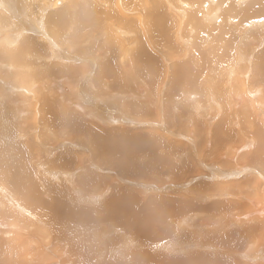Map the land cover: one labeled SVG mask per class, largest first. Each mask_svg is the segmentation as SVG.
I'll return each mask as SVG.
<instances>
[{"label": "rangeland", "instance_id": "rangeland-1", "mask_svg": "<svg viewBox=\"0 0 264 264\" xmlns=\"http://www.w3.org/2000/svg\"><path fill=\"white\" fill-rule=\"evenodd\" d=\"M2 1L6 2L7 4H9L8 5L9 7L11 6L13 8V15L10 13L8 15H12L14 18L9 16V18H6V20L8 19L9 21L8 22L4 21L5 19L3 20L2 13L0 10V22H1L0 23V35H2L1 41L3 43L2 44L0 41V48L4 49L3 46L4 47L8 46V49L11 50L10 52H13L14 50L16 51V49H18L17 46H19L20 42L19 41L13 42L11 40L12 37L15 36L16 30H17V32H18V30L19 31L24 30V31L20 32L22 34L24 33V35H27V34L30 35L31 32H34V34H36V32H37L38 34L40 33V35L36 34L38 37V40L39 41L41 40V43L45 44L47 46L46 51H48V53L47 54H39L37 52L32 51V49H30V48L29 49L31 50V52H29V54H28V52L26 53L24 50H23L24 51V53H23L22 49H24L25 48L24 47L21 49L19 48V50H17V52L22 54V57L25 54V56H26L25 58H31L32 61H35L34 65H37L38 67L40 66L39 68H42V67L44 68L46 64H43V62H50L47 59V57H48L47 55H51L53 50H55L57 52V54L60 55V57L58 58L56 56L55 58H53L54 55L52 54L51 59L54 60L53 62H57V61L60 62L61 61L62 63H65V65L71 66V68L72 67L75 68L74 66H77L78 70H80V71H78V77L76 79V78H73L71 76L70 81L74 82L76 79V82H74V83L78 84L77 88H76V93L77 92L78 93L72 97L73 98L76 97V98H74V100L78 101V102L80 101L79 100V98H80L82 100L80 102L82 104H84V106L89 107V105H91V107L93 109H95L92 113L89 110L90 115L89 114L85 115V112L83 111V109L81 107H76V110H79L78 113L81 114V118H83V120H85V122H84L80 118V120H82L85 125L100 129L103 132L113 131V132H117V133L128 134L130 136L137 137V138H142L143 136L148 137V136H151V134L154 136L153 140H154V142H155L154 144L156 146L154 148H150V149H147L146 147L145 148H139L136 150V155H137L138 163L140 162V164H141L140 169L144 168L145 166H150V165H154V166L157 165V167H149L148 169H146L145 172L138 171V173L136 175L133 172L134 171L137 172V170L129 172V171H126V169L124 167L122 168L120 165H118L117 162L106 161L105 159L101 158L92 146H90L89 144L81 143L79 140H77L76 138L71 136V135H75L73 133H69V135H60L59 139L57 138L56 141H53V144H51V146L55 145L56 148H59V147H61V146H59V144L60 145L64 144V149H62L63 146H62V148H60L61 150H59V151L57 149H54V150L58 151L57 152L58 157H56V158H53V159L51 158V157L55 156L56 154L53 156L51 154L49 157H47L46 153L43 152L44 150L41 146V145L46 146V144H47V141L45 139L46 137H44L46 135L43 134V125H38L39 123L37 124L38 115L39 114H45L44 111L46 112V109L41 110L43 108L44 103H43L42 99H40L38 96H36V93L34 91L37 92V89L41 88L45 83H47V81H54L55 80L54 82H57L56 79L58 78V75L52 74L50 71L55 72V70H53V68H50L49 69L50 71L47 72V74H49L48 77L42 78L40 73H39L38 77L33 76V77H31L32 79H25V82H24L23 81L24 79L22 80V78L18 77V75H21V73H19L17 76H15V78L13 77L15 74V69H16L15 66L12 65V61L9 58H4V55L0 54V70H1V72H0V125L2 126L1 129L4 131L3 133L8 132L9 126L11 127L10 122H12L13 119L15 121L13 120L12 124L19 121L20 122V132H19L18 136H15V138H13V140H14L13 143L16 144L19 142L20 145H23V144H30L31 145L30 152H27V154L30 156V159L27 162L28 164L24 163L25 167L20 166V161H19L20 159H19V156L17 153L13 154L14 156L15 155L18 156V157H16V159L18 160L17 162L14 160L15 157H13V155H11L12 165L13 166L15 165L14 166L15 168L18 166L15 169L11 165V171L18 178V174L20 175V173H22L23 170H25L27 172V169H28L29 173L32 174L31 178L35 177L34 179H32L35 181H32V182H34L35 188L39 192L41 198L44 197L43 199H47V200H52V201L62 200V201H65V203L67 202L66 204L70 208L66 211L67 213L66 212L65 213H66V215H71V217L73 219L71 218L72 219L71 225H70V223L67 224V227H66L67 232H65L66 233L65 236L69 237L71 233H73V235L75 233L76 236L72 237V238H74V240L78 239V241H77L78 245L81 243L84 250L89 251V253L90 252L92 253V254L90 253L91 255L85 254L84 258L94 257V259H91L89 261V262H93L92 264H94V262H96L95 264H97L98 261H99L98 264H111V261L108 259V257L106 258L107 251L108 250H110V251L116 250L114 246L119 244V242L117 241V239L119 237L126 239L125 235L122 234L121 231L117 229V227H118L117 224H118V221L120 220V217H121V215H120L121 213L119 212V210L122 211L123 209H125L128 214L130 213L131 216H138V218H140V217L143 218V216L148 217V216L152 215L153 221L143 223L142 228L145 231L143 237L149 236L151 231L153 230V228L158 230L160 227H162L161 225H163V227L164 226L168 227V230H169V228H171V229H178L179 228L178 230L174 231V232H176L175 234H178V232L180 230H183L184 233H188V234L198 233L199 236L203 237L202 239L204 242L211 244V245H209L211 247L203 249V247H199V248L194 247L195 245H197V243L195 242L196 244L193 247H189V248L187 247L186 248L187 251H189V249L190 250H197V248L200 250L201 249L202 250L208 249L207 251H209V252L213 251L215 253L216 257H219V259L222 262H224V264L227 262H228V264H245V263L248 264V262H249V264H264V258H260V260L257 259V255H259L257 253H261V251L258 250V252L254 254V250L256 251V249H257L256 245H254V247H246L248 245L247 243H246L247 244L246 246L244 244L241 246H238L235 244V246H237L235 248V246L232 245L229 241V240H231V232L234 231L237 233L236 230L241 229L242 227L244 228L245 224L247 223V222L243 223L244 222L243 220H242L243 222H241V220H237L236 219L237 217L233 216V213H235V215H237L238 213H236V211L238 209H241V208L243 210L246 209V207H241L242 206L241 201L243 200V198L239 199V197L242 195V193L245 194V190H242L239 186H237V184H239V182L244 180L243 179L244 177L243 178L239 177L244 172L241 171L240 172L241 174L240 173L237 174L236 171L238 170V166H241L243 164H248V163L244 162L242 160L243 158H240V154H242V153H240V154L234 153L233 154L232 152L233 151L235 152V150H234L235 147H237V146L240 147L243 145V142L245 141L246 137L253 138L254 139L253 140L254 145L252 144L253 146L246 147V148L244 147V151H247L248 149L250 150V152L252 149H253L252 151H255L257 149V147L260 144H262V142L260 141V138L258 136V131H261L264 133V131H263L264 130L263 129L264 128V114H263L264 113V103L261 101L259 103L258 100H255L257 98L255 96H252L253 94H255L256 86L258 85V83H257L258 80H256V75H254V74H256V73H254V69H256V67H257V62L260 63V61H261L259 54H261L264 51V47H263L264 43H262V37H263L262 33H264L263 32L264 25L262 26L259 24L260 22L264 21V14L263 15H257L258 13H261V12L264 13V9H263L264 8V4H263L264 0H260L257 3L256 2L252 3L253 5L251 4L250 6L253 8H251L249 6L250 8H247L248 10L243 9L242 7H240L241 8L240 9L236 3V2H238V0H236V1L235 0H220L221 1L220 3H215V2H217V0H201V1L179 0L180 2L178 0H174V1L168 0L169 1V3H168L169 8H167V9H168L169 13H167V15L163 14L161 17L159 16V22L161 20H164V22L161 23V27L164 28V26H165L167 32L170 33L171 36H173L172 33L174 32V29L177 26V25H175L176 19H179L180 16H183V15L186 16V18H185L186 20H188L189 19L188 17H190V16H200L201 18L204 19V16L208 15V12L205 13V11L203 12L202 10L217 7L216 10L212 14H210L209 16H212V15L218 16V20H215L213 22H209V18H208L209 16H206L207 18L204 19L207 23H209V28H211V26H213L212 30H214L216 32L217 41L215 43V39H211L209 44H208L209 46H207V43H205L204 46L201 48V49H203V52L201 50L200 51L203 55L205 53L206 56H208L207 62L209 65L213 63L214 65H219V66H218V69L216 68L217 66L216 67L212 66L213 69L210 71L207 69L203 70L200 67L198 69V72L195 69L196 66H194V65L190 66L191 69H189V70L185 71L182 69L184 67V65H187L191 61V57L189 56V53L188 54L185 53L186 55L184 54L183 56L182 55L179 56L180 51L182 52V50H180L177 53H175L174 56L169 57L170 53H172V51L174 50L173 48H165V51H161V50H158L155 46H152V47L148 46V45H146V40L143 41L141 39L140 35L138 34L139 32L136 33V32L129 31L130 34L128 37L127 36H121L120 32L116 33V31L113 29V26L116 25L117 27H121V25H119L117 22V18L115 17L116 15L111 13L113 10L116 9V7L112 5V1L115 2L116 0H112V1H110V0H107V1H102V0L96 1V0H94L95 1L94 3L100 9H105L107 11L106 14L108 17L105 19L106 20L105 21L103 19L104 16L101 18L99 16V14H97V13H96V15L94 14L93 15L94 19L92 22H96L98 20L96 23L93 24L94 26L91 27L92 30L93 29L94 30L93 31L87 30L86 32H82L80 34H77L76 36L73 35V34H75L74 33L75 31L73 30L74 29V23L72 22V20L71 21L68 20L67 16H73V18H75L74 16H76V14L74 12H75L76 7L80 4H82V5L86 4L85 7L88 8L89 7L88 5L92 2V0H89V1L88 0H70L67 2L68 4H66L63 7H61L62 4L58 5L57 3H55L54 0H13V1L12 0H9V1L8 0H0V5H1ZM120 1H122L123 3H120ZM125 1H128V0H119V1L117 0L119 5L126 4ZM50 2H52V3L54 2V3L52 4ZM179 3L183 4V5H180ZM184 3H186V4L184 5ZM159 4H160V0H154V8L153 9H155L157 6H159ZM234 4H235V7L237 9L236 8L234 9ZM21 7H22V9H20ZM59 7H61V8H59ZM1 8H3V7H1ZM140 8H141V10H140ZM136 9H138L137 12H132V14L123 11V16H121V17H123V18L126 17V19L131 20V19H134L137 17H143L144 18V16H153V15L147 14L148 10H150L148 8V6H142L141 5V7H138ZM175 9L178 11H176ZM223 10H225V11H223ZM179 11H180V13H179ZM226 11H227V13H226ZM73 13H74V15H73ZM124 14H126V15H124ZM128 14H130V15H128ZM219 14L220 15L224 14V16L225 15L226 16L225 17L219 16ZM54 15L59 16V18L58 19H52L51 16H54ZM131 15L134 17H132ZM235 15H240V16L237 18V16H235ZM63 16H66V21H64L62 19ZM229 16H232L230 20L228 18ZM114 17L116 19H114ZM166 17L169 20L166 19ZM219 17L223 18L227 21V22L222 23V27L219 25V23L221 22V20H219ZM40 18H41V21H40ZM126 19H124V20H126ZM102 20H104V21H102ZM38 21H40L39 22L40 24H39V27L36 29V27H35V26H37L36 22H38ZM107 21H108V23H107ZM244 22H246V23H244ZM257 24H259V25H257ZM95 25L96 26L100 25V29L98 26L95 27ZM158 25H159V23H158ZM254 25H257V26H254ZM33 26L35 27V30L25 31V29L28 27L34 28ZM101 26L103 29L101 28ZM137 26H138V23H137ZM152 26L159 28L156 25H152ZM95 28L96 29L98 28L99 30L98 29L95 30ZM105 28H107V29H105ZM224 29H226V30H224ZM104 30H106V31H104ZM99 31H101V32H99ZM157 31L161 32L160 28ZM225 31H227V32H225ZM112 32H115L113 34V36L110 35V33H112ZM41 33H42V35H41ZM87 33H90V34L88 36H86L85 34H87ZM188 33L190 34V39H191L192 35H194V33H195V30L193 29V27H192V30L190 28H188ZM94 34L96 36H94ZM221 34L223 35L222 39L220 37H218ZM31 35H33V34H31ZM108 35H109V37H108ZM175 35H176V32H175ZM176 37H177V35H176ZM47 39H49V40H47ZM113 40H114V43L112 45L113 46L112 49L114 48L113 50L117 54V57L115 58L114 62H117V64L119 63L120 66L123 65L124 67L126 65H128L129 64L128 61H125V62L120 61V59L118 57V52H119L120 47L126 48L128 46H131L132 50L134 49L136 52H138L139 58L142 61L141 63H142L143 69L142 70H141V68H139V69L141 71L144 70L143 72H146V74L147 73L149 74V76L151 77L150 80H151L152 85H154L156 87V91L152 92L154 94V95L152 94V98L150 97V95L148 97H145L143 95L139 96V97L135 96V98L133 97L132 99L129 97L123 98L125 103H130L132 100L137 101L141 107V109L138 112L137 111H134V112L130 111V109L127 107V104L123 105L124 102L121 101L122 98L121 99L115 98L116 95L114 94V93H116V94L124 93V96H127L128 91L131 88L129 86H132V87L135 86L134 84L132 85L131 81L129 82V80L127 79V81L123 84V86H120V89L112 90L106 86L108 84H110V85L117 84L122 79H115V80L106 79V80L102 81L103 84L100 83V85L102 87L100 89L97 88L98 86L96 87L95 83L90 80V79H93V77L97 74V71H98L97 69L99 67V63H101V61H105L108 58V56H111L108 53V54H106V57L103 58V56H104L103 55V48L106 45H111L110 43H112ZM219 40H220V42H219ZM233 40H234V42H233ZM11 41H12V44H11ZM178 42L179 41L177 40V43ZM50 44H51V46H49ZM178 44L180 46L179 48H181V46L184 47V45L182 43L179 42ZM52 46H53V48H52ZM79 46H81V47H79ZM96 49H101V50H96ZM169 49H170V51H169ZM162 53H163V55H162ZM154 54H155V56H154ZM240 54L244 55V57H240L239 56ZM255 54H256V56H255ZM247 56H248V58H247ZM154 57H156V58H154ZM60 58H62V59H60ZM243 58H245V59L247 58L248 60L242 61ZM202 59L205 60V57H203ZM21 63H23V62H21ZM153 63H155V64H153ZM183 63H185V64H183ZM205 64L206 63L204 62L203 65H205ZM8 65H10L11 67ZM225 65H226V67H225ZM200 66H202V65H200ZM157 67L159 68V70ZM219 67H221L222 69H220ZM250 67L251 68L254 67L253 70ZM7 68H8V70H7ZM165 68H169L168 71H170V72L168 73V75H170L169 76L170 78L169 77L165 78L164 84L167 83V80L169 79L168 85H166V84L161 85L164 87L165 86L168 87V89L164 90L163 91L164 93H162L161 92L162 87H160L159 81H160L161 76L164 75ZM203 68H206V67L203 66ZM231 69H233V73H231ZM26 70L27 69H24V72L21 71L22 74L25 73ZM149 71L151 73L153 72L152 73L153 75H151V73ZM160 72H161V74H160ZM6 73H10V75L6 76L5 75ZM197 73H199V74H197ZM176 74H178V75H176ZM219 75L222 78L221 79L222 82L219 79V77H220ZM206 76L210 77V79L208 77L207 81H206ZM204 77H205V79H204ZM212 77H213V79L211 80ZM217 77H218V79H217ZM126 78H128V77H126ZM49 79H52V80H49ZM84 80H87V81H84ZM154 80H155V83L153 84ZM161 80H163V78H161ZM208 80H210L211 82H214V83H211V82L209 83ZM205 81H206V83H204ZM216 81H218L217 84H216ZM23 82H24V84H23ZM106 82L108 84L105 85L104 83H106ZM219 82H221V83H219ZM253 82H255L254 85H252ZM256 83H257V85H256ZM198 84L199 85L201 84V87L203 89H201V88H200L201 90L197 89V86L199 87ZM214 85H216V86H214ZM35 86H37V87H35ZM190 87H192V89ZM212 87H213V89H210ZM228 87H230V88L228 89ZM257 87H259L258 91H260V89L261 90L263 89L262 93L264 94L263 84H260ZM208 88L210 91H208ZM27 89L30 92H26V91H28ZM53 89L55 90V88H53ZM214 89H215V91H214ZM158 90H159V93H158ZM216 90H218V91L220 90L219 93ZM236 90L239 91L238 93H240V94L242 93L244 95V98H246V97L249 98V103L246 102L247 105H245L246 103H244V102H242L244 105L243 106L242 104L239 105L237 102L232 101V100H236L235 98L238 99V97H239V95H237ZM122 91H124V92H122ZM211 91L213 94L217 92L216 94H214L215 99L213 98V100L217 99L216 101H218L219 103L220 102L222 103V100L220 98L221 96L218 97L217 94L225 95V100L226 99L227 100H226V103L225 102L222 103V106H221L222 108L220 106L214 104L213 100L210 99V97L212 96V93L208 94V92H211ZM24 92H26V94L27 93L28 94L27 95L23 94ZM101 92H103L104 95H101L100 94ZM184 92H185V94H184ZM245 92H246V94H244ZM58 93L60 95L63 94V92H61V90H59ZM83 93H84V95L86 93L87 94L86 96H89L90 99H89V97H87L88 100H87V98H84L86 96H84ZM233 93H235V94H233ZM56 94L57 93H55L54 95L57 96ZM78 94L80 95L79 97H78ZM188 94L189 95L193 94L194 95L193 98L189 99L188 97H190V96ZM210 94H211V96H210ZM39 95H41L40 92H39ZM182 96H185V97L182 98ZM235 96H237V97H235ZM198 97H199V99H198ZM204 98H205V100H204ZM61 99H62V97H61ZM112 99H113V101H112ZM147 101H149V102H147ZM192 101H194V103ZM251 101L253 102V104L251 103ZM155 102H157V103H155ZM29 103H32L33 106L31 107ZM112 103H114V104H112ZM197 103H198V105H197ZM199 103H200V105H199ZM232 103H234V104H232ZM235 103L237 105H235ZM40 104H41V106H40ZM224 104H226V105H224ZM261 105H262V108H261ZM145 106L148 108H146ZM149 106H151V107H149ZM224 106L227 108L226 112L224 110V108H225ZM37 108H38V111H37ZM143 108H144V110H143ZM158 108H160V110ZM244 109H245V111H244ZM253 109H254V111H252ZM95 111H97V112H95ZM186 112H188V113H186ZM246 112H248V113L253 112L254 113V114H252L253 118H249L248 117L249 115ZM95 113L99 114L100 116L97 114L94 116ZM132 113L133 114L136 113V114L133 115ZM255 113H257L258 115ZM91 114L93 117L91 116ZM21 115H22V118H21L22 122L19 120ZM260 115H261V117H260ZM41 117H42V115H41ZM169 117L171 118V120ZM3 118L8 119L9 122L5 124V122L3 121ZM93 118H94V120H93ZM98 118H100L101 120H99ZM225 118H226V120H225ZM228 118L230 120H228ZM104 120H107V121H104ZM232 120H233V122L234 121L236 122V123L234 122L235 125L232 122ZM256 120H258V121H256ZM220 121H223V122L227 121L228 122V125L226 123L227 130H230V135H229L228 139L233 140V141L235 140L234 142H237V143L233 142L234 144L227 145L225 147L219 145L218 148H216V147L214 148V145H216L215 144L216 135H215V131L213 129H215L217 127V125L219 124ZM213 122H214V124H213ZM203 123L205 124V126ZM208 123H209V125H208ZM54 124L55 123H53L51 125V128L55 132H57L59 129L54 128V126H53ZM197 124L199 126H197ZM230 124H232V125H230ZM198 128H202V129L200 130ZM233 128L237 132H234ZM37 129H39L38 133L40 132V135H41V137L38 138L39 139L38 141L41 144L35 139V137H33V135H36V133H33L32 131H36ZM26 132H27V134H26ZM209 133H210V135H209ZM211 133H213V134H211ZM237 133H238V135H237ZM64 134H68V132H66ZM197 134H199L198 135L199 137L197 136ZM236 135L239 136V138ZM202 136L205 139H203ZM196 137L201 138V139H198ZM60 139L67 141L69 143L68 144H66V142L61 143L62 142L61 141L58 144V141H60ZM239 139H240V141H239ZM202 140H204V141L202 142ZM190 141H191V143H190ZM200 141H201V143H199ZM205 141H207L206 145H205ZM42 142H43V144H42ZM1 143H2V146L7 147V149L9 147H11V145H9L10 142H8L5 139L2 140ZM65 144L67 145V147ZM69 144H74V145L70 146ZM210 144H212V145H210ZM204 145H205L204 148L201 147ZM57 146H59V147H57ZM76 146L79 148H77ZM157 147H160V148H157ZM213 148L215 150L217 149L216 153L214 154L215 156H213V155L208 156L207 153L209 151H211ZM25 149H29V148H25ZM173 149L174 150L177 149V150H175L176 152L173 151ZM65 150L66 151L73 150L74 155L77 153L76 156H74L75 163L73 161L74 165L71 166L72 168L77 167L78 165L84 164L85 160L87 159L86 160L87 165L91 164L90 166L94 170H96L95 172L98 173V175L100 176V179L104 178V184H106V185L110 184V187L112 186V188H114V189L116 188V192L121 193V194H119L120 196L123 195L126 198V199L122 198L123 196L121 197V199L123 200L122 202L120 201L121 203L119 205V206L123 205V207L121 209L116 210L115 209L116 207H113V206H112V208L111 207L105 208L106 206H108V201H110L111 203L114 201V198L112 197V199H111V196H109L111 194H114L115 193L114 191H110L107 195L102 196L101 199L95 200L92 198L95 195V193L94 194L91 193V197H90V194L87 193L88 191L86 190V188L82 189V187L80 185L76 184L79 188H81V190H80L79 188H77V186L72 185L75 181H72L71 183H69L65 179L62 182L61 180L53 179L52 177H50V175H48L46 173V171L51 170L52 167L65 168L68 165V164H61L57 161L59 159V157L63 153H65L64 152ZM151 150H152V152H151ZM154 151H156V153H160V155L162 154L163 156L159 157V159H161L159 162L155 161V163H152L153 159L155 158L154 155H156V153ZM199 151H200V153H199ZM202 151L205 153L202 154L203 153ZM228 152H230L229 155H231L229 157L230 160L228 159L229 160L228 162L222 164V159L220 157V154H225ZM138 153L141 155H139ZM12 157L14 159H12ZM69 157H71V156H69ZM186 157L189 159H187ZM140 158L142 160H140ZM165 158H168L169 162H162L163 159H165ZM21 160H22V158H21ZM83 160H84V162H83ZM188 160H193V163L195 162L197 166L195 165V163H194V167H187V165L185 166V164L188 163L187 162ZM208 160H210V161H208ZM88 161L90 162V164ZM170 161L173 163L174 162L177 163L175 165L176 169L174 168L175 166H172L174 164L171 165ZM183 161L185 163H183ZM198 161H200V162L205 161V164L206 163L209 164V162H215V163H217L216 169L212 168V167H210V168L205 167L204 168L202 166H201L202 167L201 168ZM229 162H231L230 165L228 164ZM110 163H111V165H110ZM182 163L184 165H182ZM261 163H263V166L262 165L258 166V164H252L250 166V168L253 169L254 172H249L247 170L248 174L257 175L259 172L261 174V176H264V172L261 169L262 167L264 168V156H262ZM169 164L171 165L172 168L170 166H167ZM183 166H185V167H183ZM260 166H262V167L260 168ZM29 167H30V169H29ZM12 168H13V170H12ZM182 168H184V169H182ZM254 168L256 169V171ZM187 169H190V170H187ZM216 171H217V173H216ZM223 172H226V173H223ZM227 172H233V173L231 174V176L224 175V174H227ZM78 173H80V172H78ZM130 173H132V174H130ZM212 173H216V174H212ZM220 173H222L221 174L222 176L220 175ZM260 174L257 175L258 178H257V176H255V177L257 178V180L263 181ZM245 176H247V175H245ZM180 177H181V179H180ZM45 178H46V181H45ZM77 178H78V174L76 175V179ZM96 179H98V176ZM119 179H122V180H119ZM130 179H131V181L133 180V181L137 182L138 184H131L130 182H129L128 186L123 184L126 181H130ZM245 179L248 180L249 177L245 178ZM118 184H122L124 189L123 188L120 189V187L117 186ZM140 184L141 185L143 184V185L137 187V185H140ZM39 185H41L42 188ZM195 185H196V187H195ZM140 187H143V188H140ZM197 187H199L198 188L199 191L196 190ZM102 188H103V186H102ZM145 188L147 191L143 190ZM40 189H42V191ZM54 189H55V192H54ZM223 189H226V190L230 189L231 191L226 192L225 190L223 191ZM233 190H235V192H233ZM44 191H46V192L42 193ZM51 191H53V192H51ZM237 192H238V195L236 194ZM55 193H58V196ZM130 193H131V195H130ZM134 193H135V195L133 196ZM49 195H51V196H49ZM54 196H56V197H54ZM124 199L127 200V202ZM220 199H221V201H220ZM234 199H236V200H234ZM237 200H239V203L234 204L235 202H238ZM4 201L7 203L8 200L6 201V199H4ZM133 201H135V202H133ZM219 201H220V204H222L223 202L224 203L226 202L224 205L222 204V206H224L223 208L219 204ZM231 201L233 203H231ZM217 202L220 205V207L218 205L217 211H215L216 207L214 205ZM8 203L10 204L9 201H8ZM229 204H231V206L233 205V208L231 206L227 207V206H229ZM250 206L251 205H249L248 208H250ZM235 207H236V210L234 211ZM59 208L62 209V206H59ZM201 208H203V209H201ZM219 208L220 209L222 208V210H224V211L220 210ZM226 208H228V210ZM229 208H232L233 212L232 211L230 212L229 210H231V209H229ZM79 209L83 210L82 214H81V212L80 213L78 212ZM84 209H87V210H84ZM88 209L90 210V212ZM106 209L109 210L108 211L109 213L107 212ZM111 209H112V212H110ZM30 210L32 212H35L34 216H29L27 214L26 215L30 219H32L31 221H34V223L37 220L38 223H35V224H38V225H42L41 223H45V222L47 223V221L45 219L51 215V213L48 214L50 212L48 209L41 208V207L38 209L36 208L35 211H33L32 209H30ZM15 211H17V210H15ZM47 211H48V213H47ZM218 212H220V213H218ZM45 213H46L47 217L43 215ZM73 213H74L75 217L73 216ZM221 213H223V214L220 215ZM40 214H42V215H40ZM117 214H119V215H117ZM35 215H37V218ZM55 215H58V214H55ZM88 215H89V217H88ZM176 215L177 216L180 215V216H183L185 218H188V220H189L188 224H184L183 222L178 221V222H181V224L177 225L178 223L177 222L175 223ZM227 215H229V217ZM42 216L45 218H41V220H38V219H40L38 217H42ZM83 216H85L84 219H82ZM123 218H126V213H125V216ZM42 219H44V220H42ZM75 220H76V222H75ZM233 221H235L234 224L232 223ZM153 223H155V225H152ZM32 224L30 223V225H32ZM243 224H244V226H243ZM49 225L50 224H43L42 225L43 227L46 228L45 230L47 231V233L45 231L46 239H47V240H45V242H47L49 240L48 238H50V236L52 237V240H50V242L47 243V244H49V249L47 246H44L45 245L43 243L44 240H42L43 237L45 238L44 234L41 235V237L43 236L41 239L38 238L40 233H38L39 235L37 233H34L35 234L34 237L29 235L28 233H25V235H24L25 236L24 240L26 239L25 240L26 242L29 240L30 244L32 241H34L33 238H35V240H38V241L40 240V242L42 243L41 244L40 242H35V243L32 242V243L36 244L35 245L36 247H39V249H42L41 253L44 254L43 257L44 256L48 257V258L44 257V259L42 261H40L39 264H59L57 258L60 255V253L62 254V250L60 249V247L61 248L67 247L65 239H64L65 242L63 241V246H59V244L54 245L55 247L51 246L54 244L53 243L54 242V239H53L54 235H53V231L51 229L52 225H51V227ZM225 225L227 227H225ZM32 226H30L28 228L30 229L29 232L33 233L34 232V230H33L34 226L33 227ZM175 226H179V227L177 228ZM239 226H241V227H239ZM134 228H136V227H134ZM155 232H157V231H155ZM238 232L241 233L240 230H238ZM135 234H136V237H138L139 235L142 236L141 234L136 233V232H135ZM48 235H49V237H48ZM140 236H139V238H141ZM205 236H206V238H205ZM257 237L258 236H256L255 238H257ZM121 238H120V240H121ZM57 240H59V238ZM257 242L258 241H256L255 243L257 244ZM212 243H213V245H212ZM214 243H215L216 247H214ZM228 243L230 245H232V247ZM27 244H29V243H27ZM37 244H41L42 245L41 248H40V245L38 246ZM109 246H112V247H109ZM53 247L57 250L54 251ZM50 248L53 251L50 250ZM107 248H108V250H107ZM136 248L139 249L140 247H136ZM253 248H255V249L253 250ZM186 249L182 253L187 252ZM58 250H59V252H58ZM231 250H232V252H230ZM242 250H244V252H242ZM2 251H3V253H5V256L10 255L9 254L10 251L8 249L2 250ZM5 251H8V252H5ZM162 251H164V250H162ZM262 251H263L262 256H264V249ZM229 252L232 254H230ZM245 252H246V254H245ZM175 253H181V251L180 250L178 252L175 251ZM113 254H115V255H112V257L118 256L120 259L124 260L125 264H132V263H128V261L124 258L123 254H116V253H113ZM218 255H222V256H218ZM1 256H0V258L2 259V261H4V259L8 257V256H6V257L2 256L1 257ZM103 256H105V257H103ZM226 257L227 258L229 257L228 259H226L227 262L224 261L225 259H223ZM73 258H74V256H73L72 252L70 251V253H64L63 254L61 261H65L67 264H73ZM230 258H232V260ZM1 259H0V262L2 263ZM44 260H45V262H44ZM234 261H235V263H234ZM34 262L38 264V262H36V261H34ZM2 264H4V263H2Z\"/></svg>", "mask_w": 264, "mask_h": 264}, {"label": "bare ground", "instance_id": "bare-ground-1", "mask_svg": "<svg viewBox=\"0 0 264 264\" xmlns=\"http://www.w3.org/2000/svg\"><path fill=\"white\" fill-rule=\"evenodd\" d=\"M9 1V0H8ZM13 1V0H12ZM55 3H57L58 5H61V7L65 6L66 4H68L67 2L70 1V0H54ZM89 1V0H88ZM96 1H100V0H96ZM102 1H107V0H102ZM112 1V0H110ZM119 1V0H118ZM171 1H174V0H171ZM179 1V0H178ZM191 1V0H190ZM193 1H201V0H193ZM236 1V0H235ZM260 0H238L237 3V6L240 8L242 7L243 9H246L248 10L247 8H250L251 4L254 3V2H259ZM95 1L92 0V2L88 5L89 7H85L86 4H80L76 7L75 9V14L76 16H74L75 18H73V16H67L68 17V20H72V22L74 23V33L73 35H77V34H80L82 32H86L87 30L88 31H93L92 30V26H94L93 24L96 23V22H92L93 19H94V14L96 15L99 14V16L102 18L104 16V20L108 17L107 16V11L105 9H100L95 3ZM126 4H122V5H119L117 0L114 2L112 1V5L116 7L115 10H113L111 13L116 15L115 17L117 18V22L119 25H121V27H117L116 25L113 26V29L117 32H120L121 36H129V31L131 32H136L140 35L141 39L144 41L146 40V45L148 46H155L158 50H161V51H165V48H173L174 50L172 51V53H170L169 57L171 56H174L175 53H177L178 51L182 50V52L180 51V54L179 56H183L185 53H189V56L191 57V61L190 63H188L187 65H184V67L182 68L183 70H189L191 69L190 66L194 65L196 66V70L198 72V69L201 67L203 70L204 69H207V70H212L213 67H216L218 69V66L219 65H214L213 63L212 64H208L207 62V58L208 56H206V54L204 53V55L201 53V51L203 52V49H201L205 43H207V46H209V42L211 39H215V43L217 41V38H216V32L214 30H212V27L209 28V23H207L204 19L207 18L206 16H209L210 14H212L217 7L215 8H210V9H204L202 10L203 12L205 11L208 12V15L204 16V19L201 18L200 16H190L188 17L186 20V16H180L179 19H176V24L177 25L174 29V32L172 33L173 36H171L170 33L167 32L165 26L164 28L161 27V23L164 22V20H161L159 22V16L161 17L163 14L164 15H167L168 12V9L169 8V1L168 0H160V4L159 6H157L155 9L154 8V0H128V1H125ZM180 2V1H179ZM221 1L220 0H217V2L215 3H220ZM228 2V1H227ZM233 2V1H232ZM52 3V2H50ZM54 3V2H53ZM52 3V4H53ZM120 3H123L122 1H120ZM176 3V2H175ZM190 3V2H189ZM198 3V2H197ZM234 3V2H233ZM88 4V3H87ZM180 4V3H179ZM186 3H184L185 5ZM226 4V3H225ZM228 4V3H227ZM264 4V3H263ZM9 4H7L6 2H3L1 3V13H2V18L4 21L8 22L9 20L6 18H9V16L13 17V8L10 6H8ZM15 5V4H14ZM55 5V4H54ZM129 5V6H128ZM142 6H148V8L150 10H148V15H153V16H144L143 17H137V18H134V19H126L121 17L123 16V11L125 12H128V13H131L132 12H137L138 7H141ZM171 5V4H170ZM180 5H183V4H180ZM253 5V4H252ZM16 6V5H15ZM121 6V7H120ZM173 6V5H172ZM202 6V5H201ZM232 6V5H231ZM230 6V7H231ZM250 6V7H249ZM263 6V5H262ZM49 7V6H48ZM59 7V8H61ZM103 7V6H102ZM133 7V8H132ZM181 8V7H180ZM204 8V7H203ZM202 8V9H203ZM235 4H234V9H235ZM253 8V7H251ZM22 9V7L20 8ZM144 9V8H143ZM146 9V8H145ZM237 9V8H236ZM241 9V8H240ZM264 9V8H263ZM141 10V8H140ZM139 10V11H140ZM176 10V9H175ZM222 10V9H221ZM8 11V12H7ZM178 11V10H176ZM225 11V10H223ZM222 11V12H223ZM257 11V10H256ZM147 12V11H146ZM199 12V11H198ZM255 12V11H254ZM12 14V15H8V14ZM73 13V15H74ZM180 13V11H179ZM227 13V11H226ZM236 14V13H235ZM264 13L261 12V13H258L257 15H263ZM126 15V14H124ZM130 15V14H128ZM134 15V14H133ZM249 15V14H248ZM23 16V15H22ZM132 16V15H131ZM219 16H224V14H219ZM226 16V15H225ZM224 16V17H225ZM237 16V18L240 16V15H235ZM52 19H58L59 16H51ZM114 17V19H116ZM134 17V16H132ZM232 16H229V20L231 19ZM14 18V17H13ZM209 22H213L215 20H218V16H209ZM64 21H66V16H63L62 18ZM126 19V20H124ZM166 19H168L166 17ZM227 19V18H226ZM2 20V21H3ZM102 20V21H104ZM169 20V19H168ZM219 20H221V22L219 23V25L222 27V23L223 22H227L225 19L223 18H220L219 17ZM40 21H41V18H40ZM36 22L37 26L36 29L39 27V22ZM54 21V20H53ZM106 21V20H105ZM5 22V23H6ZM166 22V21H165ZM1 23V22H0ZM3 23V22H2ZM59 23V22H58ZM62 23V22H61ZM108 23V21H107ZM137 23H138V26H137ZM159 23V25H158ZM246 23V22H244ZM35 24V23H34ZM64 24V23H63ZM111 24V23H110ZM140 24V25H139ZM227 24V23H226ZM260 25H264V21L260 22L259 23ZM257 24V25H259ZM11 25V24H10ZM152 25H156L157 27L160 28L161 32H158L157 30L159 28H156L155 26H152ZM238 25V24H237ZM244 25V24H243ZM257 25H254V26H257ZM32 26V25H31ZM98 26V25H97ZM95 25V27H97ZM142 28H141V27ZM152 26V27H151ZM34 27V26H33ZM35 27L34 28H31V27H28L25 29V31H33L35 30ZM99 29H100V25L98 26ZM192 27L193 29L195 30V33L194 35H192L191 39H190V34L188 33V28H190L192 30ZM227 27V26H226ZM245 27V26H244ZM102 28V26H101ZM111 28V27H110ZM144 28V29H143ZM252 28V27H251ZM98 29V28H97ZM95 28V30H97ZM98 29V30H99ZM103 29V28H102ZM107 29V28H105ZM163 29V30H162ZM15 30V29H14ZM41 30V29H40ZM70 30V29H69ZM226 30V29H224ZM228 30V29H227ZM231 30V29H230ZM252 30V29H251ZM24 31V30H22ZM22 31H19L17 32L16 30V33H15V36L12 37V41L13 42H16V41H19V46L18 49H16V51L14 50L13 52H10L11 50L8 49V46L7 47H4V49H1L0 50V54L4 55V58H9L11 61H12V65L15 66V74H14V78L15 76H17L19 73H21V75H18L19 78H22V80L25 82V79H32L31 77L35 76V77H38V74L40 73L41 77H48L49 74H47L48 71H50L49 69L50 68H53V70H55V72H52L50 71L52 74H57L58 75V78L56 79L57 82H54V81H47V83H45L41 88H38L37 89V92L34 91L36 93V96H38L40 99H42L44 105H43V108L41 110H44L46 109V112L44 111L45 114H39L38 115V122L37 124L38 125H43V134H45L46 137V141H47V144L46 146L44 145H41L42 148H43V152L46 153V156L49 157L51 154L53 157H51L52 159L53 158H56L58 157L57 156V152L59 150H61L60 148H63L64 149V144L63 145H60L59 143H65L68 144L69 142L67 141H64V140H61L58 141V144L59 148H56L55 145L51 146V144H53V141H56L57 138L59 139L60 135H69V133H73L75 135H71L73 136L74 138H76L77 140H79L81 143H85V144H89L90 146H92L94 148V150L98 153V155L105 159L106 161H114V162H117L118 165H120L122 168L124 167L126 169V171H129V172H132L134 170H137L134 171L133 173L136 175L138 173V171L140 172H145L146 169H148L149 167H157V165H150V166H145L144 168L140 169V162L138 163L137 161V155H136V150L139 149V148H147V149H150V148H154L156 145L154 144V136L151 134V136H148V137H142V138H137V137H133V136H130L128 134H122V133H117V132H113V131H109V132H103L102 130L100 129H97V128H93L91 126H87L83 123V121L85 122V120H83V118H81V114L78 113L79 110H76V107H81L83 109V111L85 112V115L86 114H89V110L90 112L92 113L95 109H93L91 107V105H89V107H86L84 106V104H82L80 101H82L80 98H79V102L78 101H75L74 98L76 97H72L74 96L76 93V88H77V85L78 84H75L74 82H76V79L78 77V68L77 66H74L75 68H71V66L69 65H65V63H62L61 61H57V62H53L54 60H52L51 56L52 54L54 55L53 58H55L56 56L59 58L60 55L57 54V52L55 50H53V52L51 53V55H47V59L48 61L50 62H43V64H46L45 67L43 68H39L37 65H34V62L35 61H32L31 58H25V54L23 55L22 57V54H20L19 52H17V50H19V48H24L22 49V51L24 50L26 53L28 52H31L30 49H32V51L34 52H37L39 54H47L48 51L47 50V46L45 44H42L41 43V40L39 41L38 40V37L36 34H38L36 32V34H34V32H29V34L27 35H24V33H20ZM62 31V30H61ZM60 31V32H61ZM106 31V30H104ZM111 31V30H110ZM245 31V30H244ZM43 32V31H42ZM101 32V31H99ZM175 32H176V35H175ZM227 32V31H225ZM234 32V31H233ZM246 32V31H245ZM264 32V30H263ZM115 32H112L110 33V35L113 36ZM135 33V34H136ZM157 33V34H156ZM33 34V35H31ZM90 33H87L85 34L86 36H88ZM93 34V33H92ZM231 34V33H230ZM263 37H262V43H264V33H262ZM36 35V36H35ZM40 35V33L38 34ZM42 35V33H41ZM72 35V36H73ZM243 35V34H242ZM52 36V35H51ZM94 36H96L94 34ZM111 36V37H112ZM117 36V35H116ZM226 36V35H225ZM231 36V35H230ZM98 37V36H97ZM109 37V35H108ZM118 37V36H117ZM222 39L223 35L221 34L220 36H218ZM1 38H2V35H0V41H1ZM44 38V37H43ZM50 38V37H49ZM81 38V37H80ZM119 38V37H118ZM234 38V37H233ZM120 39V38H119ZM138 39V38H137ZM228 39V38H227ZM235 39V38H234ZM49 40V39H47ZM177 40L182 43L184 45V47L181 46V48H179V42L177 43ZM7 41V40H6ZM12 41H11V44H12ZM85 41V40H84ZM116 41V40H115ZM51 42V41H50ZM220 42V40H219ZM234 42V40H233ZM2 43V41H1ZM10 43V42H9ZM55 43V42H54ZM88 43V42H87ZM114 43V40L112 43H110L111 45H106L104 46L103 48V58L106 57V54H110L111 56H108V58L105 60V61H101V63H99V67H98V71H97V74L93 77V79H90L91 81H93L95 83V86L97 88H102L100 83H102V81L106 80V79H122L120 80V82H118L117 84H108L107 82L104 83L105 85L108 84L106 87H108L109 89H112V90H117V89H120V86H123V84L127 81V79L129 80V82L131 81L132 85L134 84L135 86H129L131 87L128 91V95L127 96H124V93L122 94H116L114 93L116 96L115 98H122L121 101L124 102L123 98H135L136 97H139V96H145V97H148L150 95V97L152 98V92L153 91H156V87L154 85H152L151 83V80H150V76L149 74L146 72H143L141 71L143 68H142V61L141 59L139 58V55H138V52H136L134 49L132 50L131 46H128V47H120L119 48V52H118V57L120 59V61H128L129 64L126 65L125 67L123 65H119V63L117 64V62H114L115 58L117 57V54L116 52L112 49V45ZM121 43V42H120ZM145 43V42H144ZM3 44V43H2ZM122 44V43H121ZM55 45V44H54ZM62 45V44H61ZM79 45V44H78ZM95 45V44H94ZM118 45V44H117ZM51 46V44L49 45ZM138 46V45H137ZM81 47V46H79ZM261 47V46H260ZM264 47V46H263ZM30 48V49H29ZM53 48V46H52ZM156 49V50H157ZM85 50V49H84ZM96 50H101V49H96ZM201 50V51H200ZM21 51V50H20ZM21 51V52H22ZM23 51V53H24ZM50 51V50H49ZM58 51V50H57ZM64 51V50H63ZM170 51V49H169ZM242 51V50H241ZM96 52V51H95ZM253 52V51H252ZM99 54V53H98ZM100 55V54H99ZM163 55V53H162ZM186 55V54H185ZM97 56V55H96ZM155 56V54H154ZM240 57H244V55L240 54L239 55ZM256 56V54H255ZM260 58H261V61L260 63L257 62V67L256 69H254V75H256V80L258 85L260 84H263V88H264V51L259 54ZM258 56V57H259ZM145 57V56H144ZM163 57V56H162ZM166 57V56H165ZM205 57V60H203L202 58ZM41 58V57H40ZM156 58V57H154ZM248 58V56H247ZM245 59L243 58L242 61L244 60H248V59ZM62 59V58H60ZM167 59V58H166ZM175 59V58H174ZM235 59V58H234ZM118 60V59H117ZM260 60V59H259ZM258 60V61H259ZM46 61V60H45ZM84 61V60H83ZM119 61V62H120ZM145 61V60H144ZM163 61V60H162ZM169 61V60H168ZM180 61V60H179ZM214 61V60H213ZM23 62V63H21ZM156 62V61H155ZM172 62V61H171ZM204 62L206 63L205 65ZM234 62V61H233ZM232 62V63H233ZM8 63V62H7ZM5 64V63H4ZM122 64V63H121ZM147 64V63H146ZM155 64V63H153ZM170 64V63H169ZM185 64V63H183ZM234 64V63H233ZM2 65V64H1ZM202 65V66H200ZM10 66V65H8ZM144 66V65H143ZM206 67V68H203ZM11 67V66H10ZM124 67V68H123ZM164 67V66H163ZM169 67V66H168ZM212 67V68H211ZM226 67V65H225ZM255 67V66H254ZM253 67V68H254ZM5 68V67H4ZM141 68V70L139 69ZM154 68V67H153ZM158 68V67H157ZM220 69H222L221 67H219ZM251 68V67H250ZM253 68H251L253 70ZM6 69V68H5ZM18 69V70H17ZM24 69H27L25 73L22 74L21 71L24 72ZM151 69V68H150ZM164 69V68H163ZM162 69V70H163ZM169 68H165V71H164V75L161 76V78H163V80H161L160 78V87H162V93H164L163 91L168 89L167 86H161L164 84L165 82V78L169 77L170 75H168V73L170 71H168ZM239 69V68H238ZM8 70V68H7ZM83 70V69H82ZM159 70V68H158ZM161 70V69H160ZM67 71V72H66ZM70 71V72H69ZM152 71V70H151ZM168 71V72H167ZM200 71V70H199ZM1 72V70H0ZM150 72V71H149ZM196 72V71H195ZM59 73V74H58ZM90 73V72H89ZM151 73V72H150ZM153 73V72H152ZM151 73V75H153ZM206 73V72H205ZM231 73H233V69H231ZM161 74V72H160ZM199 74V73H197ZM263 74V75H262ZM6 76H9L10 73H6L5 74ZM80 75V74H79ZM83 75V74H82ZM178 75V74H176ZM175 75V76H176ZM205 75V74H204ZM211 75V74H210ZM221 75V74H220ZM219 75V76H220ZM224 75V74H223ZM5 76V77H6ZM55 76V75H54ZM73 77V78H76L74 82L70 81V77ZM131 76V77H130ZM137 76V77H136ZM228 76V75H227ZM260 76V77H259ZM128 77V78H126ZM209 77V76H208ZM208 77L206 76V81L208 79ZM226 77V76H225ZM18 78V79H19ZM52 78V77H51ZM88 78V77H87ZM90 78V77H89ZM170 78V77H169ZM174 78V77H173ZM183 79V78H182ZM205 79V77H204ZM210 79V77H209ZM213 79V77L211 78V80ZM216 79V78H215ZM218 79V77H217ZM216 79V80H217ZM219 79L221 80V76L219 77ZM243 79V78H242ZM15 80V79H14ZM42 80V79H41ZM49 80H52V79H49ZM88 80V79H87ZM87 80H84V81H87ZM219 80V81H220ZM18 81V80H17ZM169 79L167 80V83H165L166 85H168V82ZM206 81L204 83H206ZM209 83L211 82L210 80H208ZM23 82V84H24ZM110 82V81H109ZM128 82V83H129ZM157 82V81H156ZM196 82V81H195ZM218 81H216V84H217ZM222 82V80H221ZM219 82V83H221ZM256 82V81H255ZM252 85H254V83ZM90 83V82H89ZM116 83V82H115ZM155 83V80L153 82V84ZM211 83H214V82H211ZM226 83V82H225ZM256 83V85H257ZM13 84V83H12ZM53 84V85H52ZM81 84V83H80ZM103 84V83H102ZM164 84V85H165ZM131 85V84H130ZM158 85V84H157ZM199 85V84H198ZM206 85V84H205ZM224 85V84H223ZM257 85V86H258ZM53 86V87H52ZM88 86V85H87ZM103 86V85H102ZM125 86V85H124ZM216 86V85H214ZM230 86V85H229ZM256 86V90H255V94H253L252 96H255L257 99L255 100H258L259 103L260 101L264 103V94L262 93V90L260 89V91H258L259 87ZM14 87V86H13ZM37 87V86H35ZM40 87V86H39ZM79 87V86H78ZM193 87V86H192ZM192 87H190L192 89ZM207 87V86H206ZM205 87V88H206ZM224 87V86H223ZM55 88V90L53 89ZM82 88V87H81ZM203 89L201 87V84L199 85V87L197 86V89ZM216 88V87H215ZM230 87H228L229 89ZM12 89V88H11ZM58 89V90H57ZM200 89V90H201ZM207 89V88H206ZM210 89H213L210 88ZM245 89V88H244ZM13 90V89H12ZM15 90V89H14ZM18 90V89H17ZM22 90V89H21ZM25 90V89H24ZM28 90V89H27ZM59 90H61V92H63V94H59ZM122 90V89H121ZM128 90V89H127ZM224 90V89H223ZM20 91V90H19ZM32 91V92H33ZM199 91V90H198ZM203 91V90H202ZM208 91L209 88H208ZM215 91V89H214ZM218 91V90H216ZM220 91V90H219ZM218 91V93H219ZM233 91V90H232ZM237 91V95H239L238 99L235 98L236 100H232V101H235L237 102L239 105H243L242 102L244 103H249V98L246 97L244 98V95L241 93H238L239 91ZM26 92H30L29 90L26 91ZM26 92H24L23 94H26ZM31 92V93H32ZM33 92V93H34ZM39 92L41 93V95H39ZM124 92V91H122ZM160 92V93H161ZM186 92V91H185ZM184 92V94H185ZM201 92V91H200ZM235 92V91H234ZM57 93L55 96L54 94ZM119 93V92H118ZM158 93H159V90H158ZM198 93V92H197ZM209 93H212L211 92H208ZM217 93V92H216ZM214 93V94H216ZM222 93V92H221ZM220 93V94H221ZM28 94V93H27ZM26 94V95H27ZM81 94V93H80ZM101 95H104L103 92L100 93ZM183 94V93H182ZM187 94V93H186ZM202 94V93H201ZM214 94L212 93V96L210 94V99L213 100V98L215 99L214 97ZM235 94V93H233ZM246 94V92L244 93ZM34 95V94H33ZM84 95V93H83ZM82 95V96H83ZM87 94L85 93L84 96H86ZM113 95V94H112ZM154 95V94H153ZM172 95V94H171ZM189 95V94H188ZM218 97L221 98L222 100V103H226V100H225V95H219L217 94ZM231 95V94H230ZM25 96V95H24ZM77 96V95H76ZM80 95L78 94V97ZM124 96V97H123ZM159 96V95H158ZM170 96V95H169ZM190 97H188L189 99H192L193 98V94H190L189 95ZM206 96V95H205ZM251 96V97H252ZM258 96V97H257ZM62 97V99H61ZM89 96H86L84 98H87ZM113 97V96H112ZM165 97V96H164ZM185 96H182V98H184ZM203 97V96H202ZM237 97V96H235ZM22 98V97H21ZM25 98V97H24ZM114 98V99H115ZM150 98V99H151ZM170 98V97H169ZM187 98V99H188ZM207 98V97H206ZM227 98V97H226ZM229 98V97H228ZM254 98V97H253ZM26 99V98H25ZM62 101H61V100ZM90 99V97H89ZM138 99V98H137ZM146 99V98H145ZM148 99V98H147ZM164 99V98H163ZM199 99V97H198ZM263 99V100H262ZM78 100V99H77ZM85 100V99H84ZM88 100V98H87ZM116 100V99H115ZM205 100V98H204ZM209 100V99H208ZM217 100V99H216ZM216 100H213L214 104L218 105V106H222V103L220 104L218 101ZM231 100V99H230ZM113 101V99H112ZM191 101V100H190ZM210 101V100H209ZM229 101V100H228ZM92 102V101H91ZM149 102V101H147ZM151 102V101H150ZM194 103V101H192ZM196 102V101H195ZM231 102V101H230ZM255 102V101H254ZM84 103V102H83ZM157 103V102H155ZM247 103L245 105H247ZM251 103L253 104V102L251 101ZM30 106L32 107V103H29ZM114 104V103H112ZM127 104V107L130 109V111H139L141 109L140 107V104L137 102V101H131L130 103H123V105H126ZM143 104V103H142ZM167 104V103H166ZM183 104V103H182ZM231 104V103H230ZM234 104V103H232ZM38 105V104H37ZM94 105V104H93ZM144 105V104H143ZM158 105V104H157ZM198 105V103H197ZM196 105V106H197ZM200 105V103H199ZM226 105V104H224ZM235 105H237L235 103ZM257 105V104H256ZM263 105V104H262ZM262 105H261V108H262ZM41 106V104H40ZM122 106V105H121ZM155 106V105H154ZM171 106V105H170ZM217 106V107H218ZM244 106V105H243ZM146 107V106H145ZM144 107V108H145ZM151 107V106H149ZM182 107V106H181ZM188 107V106H187ZM216 107V108H217ZM225 107V106H224ZM238 107V106H237ZM259 107V106H258ZM40 108V107H39ZM143 108V110H144ZM148 108V107H146ZM219 108V107H218ZM222 108V107H221ZM241 108V107H240ZM80 109V108H79ZM128 109V110H129ZM160 110V108H158ZM191 109V108H190ZM227 108L225 107L224 110L225 112L227 111L226 110ZM40 110V111H41ZM81 110V109H80ZM153 110V109H152ZM182 110V109H181ZM188 110V109H187ZM261 110V109H260ZM37 111H38V108H37ZM157 111V110H156ZM165 111V110H164ZM167 111V110H166ZM229 111V110H228ZM245 111V109H244ZM247 111V110H246ZM254 111V109L252 110ZM262 111V110H261ZM26 112V111H25ZM97 112V111H95ZM189 112V111H188ZM186 112V113H188ZM199 112V111H198ZM230 112V111H229ZM228 112V113H229ZM256 112V111H255ZM41 113V112H40ZM231 113V112H230ZM229 113V114H230ZM248 113V112H246ZM263 113V112H262ZM97 113L94 114V116L96 115ZM133 114V113H132ZM136 114V113H134ZM133 114V115H134ZM232 114V113H231ZM252 114H254L253 112L251 113H248V117L249 118H253ZM257 114V113H255ZM264 114V113H263ZM42 115V117H41ZM90 115V114H89ZM88 115V116H89ZM99 115V114H97ZM104 115V114H103ZM138 115V114H137ZM164 115V114H163ZM246 115V114H245ZM258 115V114H257ZM92 116V114H91ZM100 116V115H99ZM136 116V115H135ZM166 116V115H165ZM93 117V116H92ZM91 117V118H92ZM164 117V116H163ZM167 117V116H166ZM185 117V116H184ZM261 117V115H260ZM8 118V117H7ZM17 118V117H16ZM21 118H22V115L20 117V121H21ZM80 118L83 120H80ZM97 118V117H96ZM170 118V117H169ZM85 119V118H84ZM99 120H101L100 118H98ZM194 119V118H193ZM233 119V118H232ZM14 120V119H13ZM12 120V122H13ZM18 120V119H17ZM94 120V118H93ZM171 120V118H170ZM213 120V119H212ZM224 120V119H223ZM226 120V118H225ZM228 120H230L228 118ZM3 121L6 123L9 122L8 119H5L3 118ZM11 121V120H10ZM15 121V120H14ZM82 121V122H81ZM104 121H107V120H104ZM129 121V120H128ZM254 121V120H253ZM258 121V120H256ZM10 122L11 124V127L9 126V131L8 132H5L3 133L4 131L1 129V125H0V256H8L6 255L5 256V253H3L2 250H6L8 249L10 251V255L4 259V261H2V263L4 264H37L35 263L34 261L39 262L42 261L44 259L43 257V253H41L42 249H39V247H36L34 244L35 242H40V240H35V238H33L35 236L34 233H40V237L38 236V238H42L41 235L44 234L45 238L43 237L42 240H44V246H47L48 249H49V243L50 240H52V237L50 236V238H48L49 240L47 242H45L46 239V233L47 231L45 230L46 228L43 227L42 225L43 224H50L49 226L51 227L52 225V231H53V235H54V244L51 245V246H54V245H58L59 246H63V241L64 239L66 240V245L67 247H60V249L62 250V254L60 253V255L58 256V263L59 264H67L65 261H61V258L63 256L64 253H70V251L72 252L74 258H73V264H92L93 262H89L91 259H94V257H91V258H84L85 254H90L89 251H86L83 249V246L82 244L80 243L78 245L77 241L78 239H75L72 238V237H75V233L73 235V233L70 234L69 237L65 236L67 232V224L70 223L71 225V220L73 219L71 217V215H66V211L70 208L66 203L65 201H62V200H59V201H52V200H47V199H43L44 197H40V194L39 192L37 191V189L35 188V185H34V182L32 181H35V180H32L34 178H31L32 174L29 173L28 169H27V172L25 170H23L22 173H20V175L18 174V178L15 176V174L12 173L11 171V165H12V162H11V155L13 154H18L19 156V161H20V166L21 167H25V164L24 163H27L30 159V156L27 154V152H30V147L31 145L30 144H23V145H20V143H13V138H15V136H18L19 132H20V122L17 121L16 123H13ZM22 122V121H21ZM131 122V121H130ZM163 122V121H162ZM217 122V121H216ZM233 122V120H232ZM235 122V121H234ZM233 122V123H234ZM55 123L53 126L54 128L56 129H59L57 132H55L52 128H51V125ZM134 123V122H133ZM172 123V122H171ZM199 123V122H198ZM205 123V122H204ZM203 123V124H204ZM226 123L228 125V122L226 121H220L219 124L217 125V127L215 129H213L215 131V135H216V139H215V144L214 145V148H218L219 145L220 146H227V145H231V144H234V143H237V142H234L233 140H230L228 139L229 135H230V130H227V127H226ZM236 123V122H235ZM234 123V125H235ZM239 123V122H238ZM241 123V122H240ZM132 124V123H131ZM214 124V122H213ZM252 124V123H251ZM181 125V124H180ZM209 125V123H208ZM232 125V124H230ZM258 125V124H257ZM175 126V125H174ZM178 126V125H177ZM183 126V125H182ZM197 126H199L197 124ZM205 126V124H204ZM214 126V125H213ZM212 126V127H213ZM111 127V126H110ZM185 127V126H184ZM183 127V128H184ZM231 127V126H230ZM262 127V126H261ZM36 128V127H35ZM38 128V127H37ZM106 128V127H105ZM206 128V127H205ZM204 128V129H205ZM32 129V128H31ZM198 129H202V128H198ZM197 129V130H198ZM264 129V128H263ZM38 130L37 129L36 131H32L33 133H36V135H33V137H35V139L38 141L39 137H41L40 135V132L38 133ZM172 130V129H171ZM193 130V129H192ZM196 130V131H197ZM234 130V128H233ZM255 130V129H254ZM148 131V130H147ZM213 131V132H214ZM264 131V130H263ZM23 132V131H22ZM29 132V131H28ZM68 132V134H64ZM119 132V131H118ZM188 132V131H187ZM209 132V131H208ZM234 132H237L234 130ZM261 131H258V136L260 138V141L262 142V144H260L257 149L255 151H252L250 152V150L248 149L247 151H244V147H250V146H253V138H248L246 137L245 138V141L243 142V145L240 146V147H235L234 150L235 152L233 151L232 153L236 154V153H242L240 154V158H243L242 160L248 164H243L241 166H238V170L236 171L237 174H239L241 171H243L244 175L241 174L239 177H244L241 181L239 182V184H237V186H239L242 190H245V194L242 193V195L239 197L240 198H243V200L241 201L242 202V206L241 207H246V209H238L236 211V213H238L237 215H235V213H233V216H236L237 220H241V222L243 223H246L244 228L242 227L241 229H238L241 231L237 233L232 231L231 232V240L230 243L232 245L235 246L238 245V246H241V245H247L246 247H254V245H256V251L254 250L255 248H253L254 250V254L259 251H261V253H257L259 255H257V259L260 260V258H264L263 255V249H264V176H261V174L258 172V174H260V176L262 177V180L263 181H259L257 180L258 178V174L257 175H250L248 174V171L249 172H254L253 169L250 168V166L252 164H258L259 165H262L263 166V163H261V160H262V156H264V133L261 132ZM202 133V132H201ZM239 133V132H238ZM237 133V135H238ZM27 134V132H26ZM130 134V133H129ZM213 134V133H211ZM247 134V133H246ZM199 134H197L198 136ZM210 135V133H209ZM236 135V136H237ZM206 136V135H205ZM253 136V135H252ZM187 137V136H186ZM199 137V136H198ZM196 137V138H198ZM233 137V136H232ZM239 138V136H237ZM244 137V136H243ZM242 137V138H243ZM203 138V136H202ZM207 138V137H206ZM241 138V137H240ZM7 140L9 143V145H11V147H9L7 149V147H4L2 146V143L1 141L2 140ZM34 139V140H35ZM64 139V138H63ZM187 139V138H186ZM198 139H201V138H198ZM197 139V140H198ZM205 139V138H203ZM232 139V138H231ZM234 139V138H233ZM35 140V141H36ZM191 140V139H190ZM168 141V140H167ZM196 141V140H195ZM204 140H202L203 142ZM208 141V140H207ZM205 141V145H206V142ZM240 141V139H239ZM21 142V141H20ZM32 142V141H31ZM39 142V141H38ZM234 142V143H233ZM40 143V142H39ZM55 143V142H54ZM191 143V141H190ZM197 143V142H196ZM201 143V141L199 142ZM239 143V142H238ZM41 144V143H40ZM43 144V142H42ZM65 144V145H66ZM208 144V143H207ZM253 144V145H252ZM4 145V144H3ZM70 146L71 145H74V144H69ZM204 146H201V147H205ZM212 145V144H210ZM256 145V144H255ZM6 146V145H5ZM177 146V145H176ZM179 146V145H178ZM37 147V146H36ZM67 147V145H66ZM65 147V148H66ZM77 147V146H76ZM182 147V146H181ZM200 147V146H199ZM25 148H29V149H25ZM70 148V147H69ZM79 148V147H77ZM157 148H160V147H157ZM162 148V147H161ZM212 149L211 151H207L208 153V156H215L214 154L216 153V150L215 149ZM35 149V148H34ZM54 149H57V150H54ZM82 149V148H81ZM84 149V148H83ZM165 149V148H164ZM202 149V148H201ZM206 149V148H205ZM85 150V149H84ZM177 150V149H175ZM173 149V151H175ZM179 150V149H178ZM86 151V150H85ZM195 151V150H194ZM206 151V150H205ZM220 151V150H219ZM244 151V152H243ZM250 153H249V152ZM65 153H63L59 159L57 160L59 163L61 164H68L65 168H57V167H52L51 170H48L46 171V173L48 175H50V177H52L53 179H56V180H61L62 182L66 179L69 183H71L72 181H75L72 185L73 186H77V185H80L83 188H86V190L88 191L87 193L90 194V197H91V193H95V195L92 197L93 199L95 200H98V199H101L102 196H105L107 195L110 191H114L115 193L114 194H111L109 196H111V199L112 197L114 198V201L111 203L110 201H108V206H106L105 208H109L112 206L113 207H116L115 209L118 210V209H121L123 207L122 206H119L120 203L123 201L121 199V197L123 196H120L119 194L121 193H118L116 192V188H112V186L110 187V184H104V178H101L100 179V176L98 175L97 172H95L96 170H94L90 165V162L89 164L90 165H87V162L85 160V163L84 164H81V165H78L77 167H71L73 164V161H74V156H76V154L74 155V151L73 150H68V151H64ZM141 152V151H140ZM150 152V151H149ZM152 152V150H151ZM156 153V151H154ZM153 152V153H154ZM176 152V151H175ZM174 152V153H175ZM186 152V151H185ZM203 152V151H202ZM218 152V151H217ZM146 153V152H145ZM200 153V151H199ZM205 152H203L202 154H204ZM230 152L228 153H225V154H220V157L222 159V164L228 162L230 159L229 157L231 155H229ZM30 154V153H29ZM139 154V153H138ZM176 154V153H175ZM141 155V154H139ZM180 155V154H179ZM18 156H14L15 159L12 157V159H14L16 162L18 161L16 159V157ZM42 156V155H41ZM71 156V157H69ZM84 156V155H83ZM152 156V155H151ZM155 158L153 159V162L152 163H155V161H160L161 159H159V157H162L163 155L160 153H156V155H154ZM165 156V155H164ZM170 157V156H169ZM207 157V156H206ZM22 158V160H21ZM187 158V157H186ZM82 159V158H81ZM152 159V158H151ZM189 159V158H187ZM199 159V158H198ZM207 159V158H206ZM229 159V160H228ZM104 160V161H105ZM140 160H142L140 158ZM173 160V159H172ZM186 160V159H185ZM78 161V160H77ZM103 161V160H102ZM101 161V162H102ZM201 161V160H200ZM199 162V165L200 167H212V168H215L216 169V164L215 162H209L205 164V161L203 162ZM210 161V160H208ZM84 162V160H83ZM162 162H169L168 158H165L163 159ZM171 162V161H170ZM188 163L185 164V166L187 165V167H194V163H193V160H188L187 161ZM19 163V162H18ZM17 163V164H18ZM75 163V161H74ZM112 163V162H111ZM110 163V165H111ZM183 163H185L183 161ZM182 163V165H184ZM231 162H229L228 164L230 165ZM28 164V163H27ZM34 164V163H33ZM42 164V163H41ZM47 164V163H46ZM99 164V163H98ZM101 164V163H100ZM174 164V165H172ZM177 163H173L171 162V165L172 166H175ZM44 165V164H43ZM104 165V164H103ZM108 165V164H107ZM144 165V164H143ZM147 165V164H146ZM171 165H167V166H170ZM196 165V163H195ZM198 165V166H199ZM13 166V165H12ZM15 166V165H14ZM13 166V167H14ZM39 166V165H38ZM166 166V165H165ZM183 166V167H185ZM197 166V165H196ZM260 166V168L262 167ZM18 167V166H17ZM16 167V168H17ZM40 167V166H39ZM45 167V166H44ZM169 167V168H170ZM201 167V168H202ZM15 168V167H14ZM15 168V169H16ZM28 168V167H27ZM37 168V167H36ZM172 168V167H171ZM176 169V166L174 167ZM30 169V167H29ZM184 169V168H182ZM220 169V168H219ZM255 169V168H254ZM262 171L264 172V168L262 167L261 168ZM13 170V168H12ZM22 170V169H21ZM187 170H190V169H187ZM248 170V171H247ZM20 171V170H19ZM77 171V172H76ZM148 171V170H147ZM160 171V170H159ZM193 171V170H192ZM222 171V170H221ZM247 171V172H246ZM256 171V169H255ZM80 172V173H78ZM182 172V171H181ZM198 172V171H197ZM118 173V172H117ZM155 173V172H154ZM159 173V172H158ZM163 173V172H162ZM217 173V171H216ZM216 173H212V174H216ZM223 173H226V172H223ZM233 172H227V174H224L226 176H231ZM36 174V173H35ZM78 174V178L76 179V175ZM132 174V173H130ZM167 174V173H166ZM211 174V173H210ZM222 173H220L221 175ZM235 174V173H234ZM103 175V174H102ZM165 175V174H164ZM177 175V174H176ZM175 175V176H176ZM247 175V176H245ZM98 176V179H96ZM181 176V175H180ZM222 176V175H221ZM237 176V175H236ZM235 176V177H236ZM257 176V178L255 177ZM44 177V176H43ZM155 177V176H154ZM238 177V176H237ZM249 179H245V178H248ZM80 178V179H79ZM178 178V177H177ZM216 178V177H215ZM79 179V180H78ZM175 179V178H174ZM181 179V177H180ZM213 179V178H212ZM119 180H122V179H119ZM217 180V179H216ZM237 180V179H236ZM44 181V180H43ZM45 181H46V178H45ZM124 181V180H123ZM129 182L131 184H138L137 182L135 181H126L124 182L123 184H125L126 186L129 185ZM142 183V182H141ZM44 184V183H43ZM48 184V183H47ZM77 184V185H76ZM42 185V184H41ZM41 185H39L41 187ZM143 185V184H142ZM141 184L140 185H137L138 186H142ZM103 186V188H102ZM117 186L120 187V189L123 188L122 184H118ZM54 187V186H53ZM52 187V188H53ZM130 187V186H129ZM135 187V186H134ZM146 187V186H145ZM196 187V185H195ZM194 187V188H195ZM263 187V188H262ZM42 188V187H41ZM51 188V187H50ZM68 188V187H67ZM77 188H79L77 186ZM140 188H143V187H140ZM199 187H197L196 190H198ZM39 189V188H38ZM81 190V188H79ZM114 189V190H113ZM118 189V188H117ZM124 189V188H123ZM148 189V188H147ZM42 191V189H40ZM48 190V189H47ZM53 190V189H52ZM58 190V189H57ZM60 190V189H59ZM145 191V189H143ZM226 191V192H229L231 191L230 189L229 190H226V189H223V191ZM199 191V190H198ZM46 191L42 192V193H45ZM50 192V191H49ZM53 192V191H51ZM54 192H55V189H54ZM81 192V191H80ZM144 192V191H143ZM189 192V191H188ZM233 192H235V190H233ZM41 193V194H42ZM54 194V193H53ZM57 194L58 196V193H55ZM80 194V193H79ZM197 194V193H196ZM238 195V192L236 193ZM235 194V195H236ZM131 195V193H130ZM135 195V193L133 194V196ZM161 195V194H160ZM234 195V196H235ZM51 196V195H49ZM120 196V197H119ZM56 197V196H54ZM84 197V196H83ZM127 197V196H126ZM122 198H125L124 196ZM229 198V197H228ZM4 199H6V201L8 200L10 202V204L7 203L4 201ZM53 199V198H52ZM61 199V198H60ZM121 199V200H120ZM126 199V198H125ZM124 199V200H125ZM54 200V199H53ZM109 200V199H108ZM229 200V199H228ZM233 200V199H232ZM236 200V199H234ZM121 201V202H120ZM127 202V200H125ZM221 201V199H220ZM220 201H219V204H220ZM238 202H235L234 204H237L239 203V200H237ZM61 202V203H60ZM135 202V201H133ZM240 202V203H241ZM140 203V202H139ZM138 203V204H139ZM143 203V202H142ZM151 203V202H150ZM183 203V202H182ZM191 203V202H190ZM213 203V202H212ZM226 203V202H225ZM224 202L222 203L223 205L225 204ZM231 203H233L231 201ZM9 204V205H8ZM14 206H12V205ZM186 204V203H185ZM217 204V205H216ZM214 206L216 207V210L217 211V206L219 205L218 202L216 203ZM221 207L223 208L224 206ZM219 205V207H220ZM250 206V208H248V206ZM12 206V207H11ZM59 206H62V209L59 208ZM132 206V205H131ZM184 206V205H183ZM231 204H229V206L227 207H230ZM239 206V205H238ZM45 208V209H48L50 212L47 213L51 215L48 216V218H46L45 220L47 221V223H41L42 225H38V224H35V223H38L37 220L35 221H31L32 219H30L27 215L29 216H34V213L35 212H32L30 209H32L33 211H35V209L37 208ZM165 207V206H164ZM167 207V206H166ZM193 207V206H192ZM212 207V206H211ZM233 208V205L231 206ZM128 208V207H127ZM222 208L220 210H222ZM232 208H229L231 210H229L230 212L233 210ZM129 209V208H128ZM170 209V208H169ZM203 209V208H201ZM228 210V208H226ZM225 209V210H226ZM17 210V211H15ZM84 210H87V209H84ZM89 210V209H88ZM107 210V209H106ZM236 210V207L234 209V211ZM240 210V211H239ZM46 211V210H45ZM78 211V210H77ZM82 209L80 210L79 209V213L81 212L82 214ZM109 210H107L108 212ZM133 211V210H132ZM140 211V210H139ZM142 211V210H141ZM210 211V210H209ZM208 211V212H209ZM214 211V210H213ZM224 211V210H222ZM221 211V212H222ZM66 212V213H65ZM76 212V211H75ZM90 212V210H89ZM106 212V213H107ZM110 212H112V209L110 210ZM119 212L121 213V217H120V220L118 221V224H117V229L121 231L122 234L125 235L126 239H123L121 237H119L117 239V241L119 242L118 245H115V249L116 250H113V251H110L108 250L107 248V254H106V258L108 257V259L111 261V264H125L124 260L120 259L118 256H115V257H112V255H115L113 253H116V254H123L124 258L128 261V263H132V264H224V262H222L219 257H216L215 253L212 251V252H209L207 251L208 249L206 250H200L198 249L199 247H203L204 248H209L211 246V244H208L207 242H204L203 241V237L202 236H199L198 233H192V234H188V233H184L183 230H180L178 232V234H175L176 230H178L179 226H175L177 227L178 229H171L169 228L168 230V227L161 225L162 227H160L158 230H156L155 228H153V230L151 231L150 235L147 236V237H143L144 235V229L142 228L143 226V223H146V222H151L153 221V218H152V215L151 216H143V218H138V216H131V214L129 215L127 213V211L125 209H123L122 211L119 210ZM130 212V211H129ZM137 212V211H136ZM155 212V211H154ZM228 212V211H227ZM229 212V213H230ZM233 212V211H232ZM41 213V212H40ZM44 213V212H43ZM103 213V212H102ZM105 213V212H104ZM109 213V212H108ZM107 213V214H108ZM125 213H126V218H123L125 216ZM141 213V212H140ZM156 213V212H155ZM220 213V212H218ZM228 213V214H229ZM27 214V215H26ZM55 214H58V215H55ZM78 214V213H77ZM106 214V215H107ZM211 214V213H210ZM215 214V213H214ZM223 213H221L220 215H222ZM42 215V214H40ZM44 216H46V213L43 214ZM56 217H55V216ZM85 215V214H84ZM105 215V216H106ZM119 215V214H117ZM36 218H37V215H35ZM73 216H74V213H73ZM229 217V215H227ZM47 217V216H46ZM75 217V216H74ZM85 216H83L82 219H84ZM89 217V215H88ZM40 219L38 220H41V218H45V217H38ZM72 218V219H71ZM116 218V217H115ZM232 218V217H231ZM187 219V220H186ZM197 219V218H196ZM228 219V218H227ZM44 220V219H42ZM201 220V219H200ZM221 220V219H220ZM243 220V221H242ZM178 221H181L183 222L184 224H188L189 220L188 218H185L183 216H177L175 217V223L177 222L179 224H181V222H178ZM227 221V220H226ZM76 222V220H75ZM213 222V221H212ZM231 222V221H230ZM30 223L32 225H30ZM174 223V222H173ZM174 223V224H175ZM226 223V222H225ZM233 224L235 223V221L232 222ZM22 224V225H21ZM222 224V223H221ZM237 224V223H236ZM248 224V225H247ZM25 225V226H24ZM38 225V226H37ZM152 225H155V223H153ZM159 225V224H158ZM232 225V224H231ZM32 226L33 227V230L34 232H29V228ZM46 226V225H45ZM208 226V225H207ZM210 226V225H209ZM36 227V228H35ZM69 227V226H68ZM136 227V228H134ZM225 227H227L225 225ZM232 227V226H231ZM241 227V226H239ZM150 228V227H149ZM236 228V227H235ZM152 229V228H151ZM185 229V228H184ZM232 229V228H231ZM32 230V231H33ZM72 230V229H71ZM46 231V233H45ZM55 231V232H54ZM69 231V230H68ZM148 231V230H147ZM157 231V232H155ZM221 231V230H220ZM50 232V231H49ZM71 232V231H70ZM78 232V231H77ZM136 233H139L141 234L142 236H140L141 238L136 237ZM25 233H28L29 235L33 236V240L32 243L30 244V241L26 242L24 240L25 238ZM229 233V232H228ZM49 234V233H48ZM52 234V233H51ZM68 234V233H67ZM227 235V234H226ZM222 236V235H221ZM256 236H258L257 238H255ZM12 237V238H11ZM30 237V236H29ZM49 237V235H48ZM226 237V236H225ZM224 237V238H225ZM11 238V239H10ZM28 238V237H27ZM37 238V237H36ZM59 238V240H57ZM79 238V237H78ZM121 238V240H120ZM206 238V236H205ZM84 239V238H83ZM217 239V238H216ZM222 239V238H221ZM31 240V239H30ZM81 241V240H80ZM256 241L257 244L255 243ZM65 242V241H64ZM197 245H195L196 243ZM29 243V244H27ZM41 243V242H40ZM247 243V244H246ZM34 244V245H33ZM42 244V243H41ZM41 244H37L38 246L40 245V248H41ZM229 244V243H228ZM195 245V246H194ZM213 245V243H212ZM230 245V244H229ZM232 245H230L232 247ZM50 246V247H51ZM198 247L197 250H190L187 251V247ZM55 247V246H54ZM53 247V248H54ZM109 247H112V246H109ZM136 247H140L139 249L136 248ZM214 247H216L215 243H214ZM230 247V248H231ZM237 246H235L236 248ZM58 248V247H57ZM225 248V247H224ZM229 248V247H228ZM260 248V249H259ZM13 249V250H12ZM186 249L187 252L185 253H182L184 250ZM215 249V248H214ZM220 249V248H219ZM12 250V251H11ZM50 250H52L50 248ZM57 250L54 248V251ZM70 250V251H69ZM164 250V251H162ZM181 251V253H175V251ZM223 250V249H222ZM49 251V250H48ZM53 251V250H52ZM246 251V250H245ZM5 252H8V251H5ZM39 252V253H38ZM50 252V251H49ZM59 252V250H58ZM97 252V251H96ZM224 252V251H223ZM232 252V250L230 251ZM229 252V253H230ZM236 252V251H235ZM242 252H244V250H242ZM252 252V251H251ZM250 252V253H251ZM57 253V252H56ZM7 254V253H6ZM92 254V253H91ZM90 254V255H91ZM224 254V253H223ZM232 254V253H230ZM235 254V253H234ZM246 254V252H245ZM261 254V255H260ZM1 256V257H2ZM218 256H222V255H218ZM224 256V255H223ZM105 257V256H103ZM234 257V256H233ZM236 257V256H235ZM45 258H48L47 256ZM67 258V257H66ZM65 258V259H66ZM221 258V257H220ZM229 258V257H228ZM227 257L226 258H223L225 259L224 261H226V259H228ZM222 259V260H223ZM232 260V258H230ZM248 259V258H247ZM250 259V258H249ZM48 261V260H47ZM101 261V260H100ZM45 262V260H44ZM99 262V261H98ZM97 262V264H98ZM102 262V261H101ZM100 262V263H101ZM227 262V261H226ZM237 262V261H236ZM1 263V262H0ZM1 263V264H2ZM96 262H94L95 264ZM235 263V261H234ZM225 264H228L225 263ZM246 264V263H245ZM249 264V262H248Z\"/></svg>", "mask_w": 264, "mask_h": 264}]
</instances>
